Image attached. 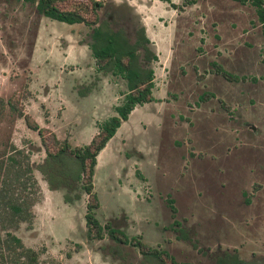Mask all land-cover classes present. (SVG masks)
Returning a JSON list of instances; mask_svg holds the SVG:
<instances>
[{
	"label": "rangeland",
	"instance_id": "1",
	"mask_svg": "<svg viewBox=\"0 0 264 264\" xmlns=\"http://www.w3.org/2000/svg\"><path fill=\"white\" fill-rule=\"evenodd\" d=\"M93 1L104 4L100 20L110 19L130 40L144 27L157 56L150 63L153 100L135 106L96 156L100 224L165 249L181 264H264V38L255 9L233 0L58 5L91 20ZM72 29L45 22L31 3L0 0V98L17 107H0V161L13 147L24 151L39 187L29 221L10 223L0 206V264H31L24 249L36 253L32 264L143 260L107 235L87 238L78 163L68 158L51 181L65 185L52 186L40 136L18 115L47 131L50 150L53 136L73 149L90 144L116 115L125 80L98 70L89 37ZM51 164L52 176L59 165Z\"/></svg>",
	"mask_w": 264,
	"mask_h": 264
},
{
	"label": "trees",
	"instance_id": "2",
	"mask_svg": "<svg viewBox=\"0 0 264 264\" xmlns=\"http://www.w3.org/2000/svg\"><path fill=\"white\" fill-rule=\"evenodd\" d=\"M35 5L39 14L44 15L52 20L73 24L84 23L92 26L91 41L88 46L95 59L98 70L103 73H111L119 76L126 82V92L124 100L116 106V116H113L98 126V134L92 139L90 144L71 148L69 145L59 142L54 136L53 150H50L46 143L44 133L47 131L41 129L31 121L22 111L18 115L24 117L27 126L35 130L40 136L43 144L47 161L44 167H48V178L50 182L52 178L58 176V171H64L71 158L78 163L79 175L76 181L79 188L88 196V204L85 213V223L87 227V238L90 240L103 239L107 235L117 246H129L136 248L141 257V264H181L166 251L149 246L137 239L129 237L124 231L114 228L110 223L101 225L96 217L95 210L98 209L99 203L97 195L93 193L92 177L96 156L104 148L108 140L114 136L121 122L127 120L131 111L137 105L151 102L153 100L152 88L154 87V72L150 63L157 59L155 53L150 48V40L145 34L144 27H139L135 32V39L130 40L124 30H115L112 28L111 20H100L98 9L102 7L97 1L90 2V12L93 19L87 20L77 9L63 10L58 4L65 3L69 0H25ZM170 3L169 0H166ZM240 4H249L255 9L257 20L261 26V33L264 38V1L263 0H233ZM187 5H191L195 0H186ZM175 8V6L173 5ZM125 35V36H124ZM142 61H146L143 65ZM264 63V57L262 59ZM216 73L222 75L228 80H236L237 78L226 73L221 67H216ZM98 80V78H97ZM91 88H87L85 95L90 93ZM11 106L15 111L16 106L11 101L5 102L0 98V107L5 104ZM1 112V111H0ZM58 164L57 171H53L52 164ZM41 167V166H40ZM38 167V170H40ZM42 167V168H44ZM41 168V169H42ZM45 169V168H44ZM3 171L4 180L0 186V206L5 211L6 219L12 224H18L20 221H29L32 217L31 207L36 201L39 193L38 183L34 177V167L30 162L28 154L24 151L12 148L11 152L4 160L0 161V172ZM65 185L57 183L53 180L51 185ZM171 210L175 212L173 201L170 200ZM17 242L18 239L15 238ZM20 246V245H19ZM115 252H117V247ZM23 254L32 264L36 262L37 255L30 249H24ZM241 264V263H240Z\"/></svg>",
	"mask_w": 264,
	"mask_h": 264
},
{
	"label": "flooded vegetation",
	"instance_id": "3",
	"mask_svg": "<svg viewBox=\"0 0 264 264\" xmlns=\"http://www.w3.org/2000/svg\"><path fill=\"white\" fill-rule=\"evenodd\" d=\"M22 1H24V2H26L25 0H22ZM97 2H99V1H97ZM102 2V1H101ZM101 2H99V3H101ZM26 3H29V2H26ZM101 5L102 6H104V4L103 3H101ZM36 8V7H35ZM102 8V7H101ZM41 15V14H40ZM41 17L43 18V20H45V22L47 21V22H54V23H59L60 25L61 24H63V25H66L67 26V28H68V30H70V29H72V28H74V29H72V34H77L78 35V38H81L82 36L84 37V36H87V37H89V41L88 42H86V40H84L83 41V43L84 42H86L87 43V45L89 44V42L91 41V34H92V26H90V25H87V24H84V23H73V24H67V23H63V22H59V21H56V20H52V19H50V18H48V17H46V16H44V15H41ZM47 19V20H46ZM50 21H49V20ZM76 26H78V28H76ZM82 26V27H81ZM78 29H80V31L82 32L83 31V33H82V35H81V33L79 34V30ZM85 31H84V30ZM80 36V37H79ZM82 43V44H83ZM150 48H151V46H150ZM95 76V75H94ZM94 78V77H93ZM126 92V91H125ZM125 92H123V93H121V97H123V99L121 100V102H120V104L122 103V101L124 100V96H125ZM120 97V98H121ZM119 104V105H120ZM118 106V105H117ZM116 107V106H115ZM115 114H116V112H115ZM114 116H116V115H114ZM113 117V116H112ZM86 213V212H85ZM174 224L175 225H179V223L178 222H174ZM181 227H179V229H180ZM179 229L178 230H176V231H179ZM183 229V228H182ZM164 231H166L167 230V228H165V229H163ZM184 230V229H183ZM175 231V232H176ZM176 233H178V232H176ZM179 234V233H178ZM134 237H136V236H134ZM186 237V236H185ZM137 239H140V237H136ZM180 238L181 239H184V237H181L180 236ZM187 238H188V236H187ZM185 240V239H184ZM163 250H165V249H163ZM167 251V250H166ZM168 252V251H167ZM169 253V252H168ZM171 255V254H170ZM241 264H246V262L244 261V260H242V262H241Z\"/></svg>",
	"mask_w": 264,
	"mask_h": 264
},
{
	"label": "crops",
	"instance_id": "4",
	"mask_svg": "<svg viewBox=\"0 0 264 264\" xmlns=\"http://www.w3.org/2000/svg\"><path fill=\"white\" fill-rule=\"evenodd\" d=\"M120 127H121V126H120ZM120 127H119V128H120ZM119 128H118V129H119ZM118 129H117V131H118ZM117 131H116V133H117Z\"/></svg>",
	"mask_w": 264,
	"mask_h": 264
}]
</instances>
